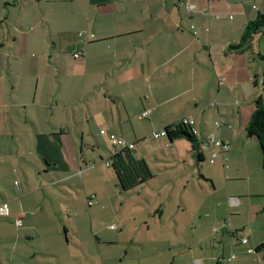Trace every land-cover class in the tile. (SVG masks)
I'll list each match as a JSON object with an SVG mask.
<instances>
[{
	"label": "crops",
	"instance_id": "obj_1",
	"mask_svg": "<svg viewBox=\"0 0 264 264\" xmlns=\"http://www.w3.org/2000/svg\"><path fill=\"white\" fill-rule=\"evenodd\" d=\"M259 15L264 0H0V205L11 210L0 215V264H132L105 261L124 238L157 254L138 264H213L194 256L202 242L180 237L200 213V188L222 227L243 211L236 195H253L224 164L253 138L246 127L264 97V29L252 51L229 49ZM184 117L195 141L154 136ZM210 135L229 141L223 155ZM146 213L150 222L137 220Z\"/></svg>",
	"mask_w": 264,
	"mask_h": 264
},
{
	"label": "rangeland",
	"instance_id": "obj_2",
	"mask_svg": "<svg viewBox=\"0 0 264 264\" xmlns=\"http://www.w3.org/2000/svg\"><path fill=\"white\" fill-rule=\"evenodd\" d=\"M252 143L257 147H253ZM256 148L258 150H256ZM261 153L262 152L258 140L256 138H249L248 142L246 140H237L236 149L233 152V158L232 156L228 157V167H225V169L230 172V169L235 167L233 173L235 172V176L237 175L236 180H233L232 183L241 186L242 193H248L249 191L255 195L254 193L257 192L256 190L261 192L259 195H250L248 197H243L242 199L241 195H236L240 197V202H244V205L241 208V210H243L241 214L234 213L238 208L232 209L234 215L229 217L233 219V225L230 222L229 217L226 221L227 227H222L223 223L221 220L216 221L215 224L217 225H214V218L211 216V214H214L216 211L215 213H217L219 216L221 214L220 208H218L217 211L215 204L213 205L214 196L209 197L208 193L203 188H200L199 197H201L202 200V204L199 206L200 213L196 215V218L193 221L187 222L188 225L186 227L188 229L185 231L184 236L180 237L181 239L185 240L186 243H192L193 240L202 242L199 244V246H196L195 250L193 251L195 253H193L194 256H197L198 259L206 258L208 256L214 259L213 264H219L221 259L226 261L222 262L221 264H230L228 263L229 257L231 255H235V257L238 258L235 260V264H237L238 261L246 264L248 261H253V257L255 256L260 259V264H264V251H256L252 254L247 252L248 248L257 250V247H255L254 244L259 246L261 243H263L262 240H264V209L263 205H261L264 204V170L262 161L263 157ZM17 183H19V181H17ZM208 187H210L209 184ZM133 191L136 190H130L127 193ZM217 193V196H215L216 199L219 198L221 192L218 191ZM125 205V207L128 208L133 204ZM233 206L238 207L236 204H233ZM209 211L211 214L209 217H207L206 214L209 213ZM227 213L229 214V212ZM148 215L149 214L146 213V215H143L145 217H138L137 220L142 219V221L146 220L147 222V220H149ZM148 222H150V220ZM116 223H119V221H116ZM217 228H220V230L217 231ZM232 230H237V233L235 232L233 234ZM208 234H210V236H208ZM134 236V232L127 235L129 238H134ZM243 237H249L251 240L250 244H243L241 242ZM138 238L141 239V243L144 242L146 244L148 235L145 233ZM124 241L125 242L119 243V245L115 247L104 246L108 247L105 253L106 262H117L122 257L126 262L138 264L139 262L148 263L149 261L157 258V254L155 255V253L150 249L142 248V246H140L139 248L141 250H139L135 244H131L132 242L127 241L125 238ZM234 243L237 244L236 247L233 245ZM224 246H227L225 255L226 257H222V254L225 253ZM180 251L182 252H178V255L182 257L184 261H188L187 255L190 252L189 247L182 246ZM171 257L172 254H170L169 257L170 260Z\"/></svg>",
	"mask_w": 264,
	"mask_h": 264
},
{
	"label": "trees",
	"instance_id": "obj_3",
	"mask_svg": "<svg viewBox=\"0 0 264 264\" xmlns=\"http://www.w3.org/2000/svg\"><path fill=\"white\" fill-rule=\"evenodd\" d=\"M263 29H264V15H259L256 19L250 21L247 24L243 32L241 41L237 44H232L229 46L230 51H235V52L252 51L253 49L252 41L254 35L262 32ZM259 56L264 61V55H259ZM188 129L189 128L187 126L181 124L177 125L175 129H170V127H167L168 135H170L172 138L176 136H186L190 140L195 141V135L193 131L191 132ZM246 132L248 136L256 138L258 140L262 152V157H263L262 161L264 168V97L263 96H259L254 101V111L251 115L250 121L247 124ZM194 144L195 145L193 149L195 152H197L198 159L200 161L204 160V155L197 147V143ZM138 165H142V164L139 163ZM116 171H118V174L123 181V176L125 174H123L122 170L120 171V169L118 168H116ZM149 178H151V176L144 180L147 181ZM121 184L122 187L124 188L125 185L123 183ZM135 186L136 184L132 185L130 188ZM124 190L127 189L125 188ZM256 251H264V242L257 247Z\"/></svg>",
	"mask_w": 264,
	"mask_h": 264
},
{
	"label": "built area",
	"instance_id": "obj_4",
	"mask_svg": "<svg viewBox=\"0 0 264 264\" xmlns=\"http://www.w3.org/2000/svg\"><path fill=\"white\" fill-rule=\"evenodd\" d=\"M186 8L188 10H191L192 9L191 4H187L186 5ZM83 41H85L84 35H82V39H81L80 42H83ZM83 55H84L83 52H76V53H74V56L75 57H81ZM149 112H150L149 110L145 111L143 113V116H147L149 114ZM223 122L224 121H217L216 124H217V126H220ZM179 124L191 127L194 134H196L198 132V130L194 127L195 120L192 119L191 117H184L178 124L171 126L170 129H175L177 127V125H179ZM101 132L102 133H105L106 131L104 129H102ZM166 135H168V130L167 129L162 130L160 132H155L154 133V136L155 137H161V136H166ZM110 139L112 141V144L114 146H116L117 148H119L120 150H122V151L133 150L135 148V143H130L126 139H124L122 137H119L116 134H111L110 135ZM208 141L213 146L220 148L222 155L230 147L229 141L223 140L221 138H217V137H215V135H210L208 137ZM219 156H220V153L219 152L214 151V150L211 151L210 152V162L212 164H214L216 162V160L219 158ZM107 164L110 165V162H108ZM224 165H225V167H228V164L225 163ZM17 184H19V183H17ZM89 204L92 205L93 202L90 201ZM10 211H11L10 210V207H9V205L7 203H3V204L0 205V215H2V216H9L10 215ZM116 227H117V225H112L111 226V228H116ZM241 242L243 244H247L248 243V238L243 237L242 240H241ZM248 252H253V249H249ZM234 257H235V255H232V257L230 258V261H232Z\"/></svg>",
	"mask_w": 264,
	"mask_h": 264
}]
</instances>
